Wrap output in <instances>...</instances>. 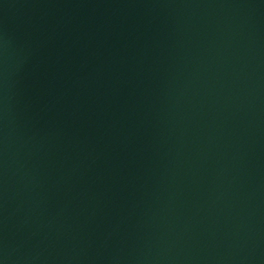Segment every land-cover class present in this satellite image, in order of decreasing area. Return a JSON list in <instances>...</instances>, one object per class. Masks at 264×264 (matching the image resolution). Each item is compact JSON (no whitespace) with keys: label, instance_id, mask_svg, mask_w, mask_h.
Wrapping results in <instances>:
<instances>
[{"label":"water","instance_id":"water-1","mask_svg":"<svg viewBox=\"0 0 264 264\" xmlns=\"http://www.w3.org/2000/svg\"><path fill=\"white\" fill-rule=\"evenodd\" d=\"M0 264H264V0H0Z\"/></svg>","mask_w":264,"mask_h":264}]
</instances>
